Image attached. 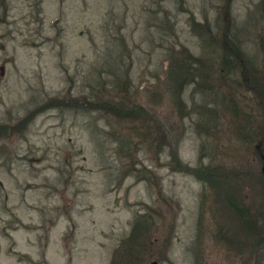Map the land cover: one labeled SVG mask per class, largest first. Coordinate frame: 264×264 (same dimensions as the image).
<instances>
[{"label": "rangeland", "instance_id": "1", "mask_svg": "<svg viewBox=\"0 0 264 264\" xmlns=\"http://www.w3.org/2000/svg\"><path fill=\"white\" fill-rule=\"evenodd\" d=\"M225 25L248 80L187 77ZM0 126V264H264V0H0Z\"/></svg>", "mask_w": 264, "mask_h": 264}, {"label": "trees", "instance_id": "2", "mask_svg": "<svg viewBox=\"0 0 264 264\" xmlns=\"http://www.w3.org/2000/svg\"><path fill=\"white\" fill-rule=\"evenodd\" d=\"M226 14V13H225ZM226 24H228V21L226 22ZM206 32H209V27L206 26ZM227 31H228V25H225L223 27V30L221 32L220 37L218 38H214V36L210 35L208 33V41L210 42V45L214 46L213 48H211L212 52H216L218 53V56L215 55L214 58H212V56H202L200 55L198 56H193V55H185L184 59H181V61L179 60L177 63L178 67H182L185 70V74L187 75V77H189L192 80H195L197 78H202L204 80H206L207 78L211 77V73L213 70H218V72L221 74L222 76V68H220L221 64L223 65L222 67L229 68V67H236L238 66V63L240 64L241 67V78L244 82H246L248 80V76H247V72L245 70V67L241 64L242 62V54L240 53L239 49L237 48V46L235 45V43L233 41H231L230 38H228L227 36ZM218 47V52H217V48ZM216 48V49H215ZM222 50V51H221ZM222 52V56L220 55ZM228 58H227V57ZM220 59V65L217 66L216 68V60ZM188 78V79H189ZM194 83V82H191ZM178 90V88H177ZM63 104H69L68 106H71L72 108H82V109H87V110H102L105 112H108L110 114H112L113 116L120 118V119H127V118H132L133 116L135 117V115H139L140 113L143 114H148L151 115L153 113L150 114V112L145 109L143 106L138 105V104H130L128 107H122V104L124 103V100H120V102H114V100L112 99H104L102 97L96 98L95 100H89L86 99L85 97L78 99V98H72V99H64L62 100ZM126 102L128 103V100L126 99ZM180 103V102H178ZM154 125L153 126H158V138L160 139H166V135H168V129L166 128V126H164V124L162 122H160L158 119L154 118ZM150 124H145L143 126H140V130H144V128H146V133H141L139 131H136L139 135H142V138L145 139V136H148L147 133H149V128ZM6 132V126H0V134L5 133ZM150 134V133H149ZM123 134L120 133H116L114 134V137H118L121 139H126V135H124L122 137ZM125 137V138H124ZM146 140V139H145ZM145 140H143V142H145ZM150 142V141H149ZM128 143H130L128 141ZM146 144V143H145ZM262 143L258 142L256 144V149L257 151L259 150V152L261 153L260 149ZM264 148V147H263ZM172 154L174 155V159L176 160V152L173 150ZM264 154V152H263ZM264 157V156H263ZM263 165H264V161H263ZM264 167V166H263ZM199 169L202 171V174L206 175L208 177L209 180L214 181L215 179H219L221 178L219 181L212 183L213 186H216L217 184H223V183H229V181L231 180L230 178H227L225 176L224 171H218V169L216 168H209L208 166L201 164L199 165ZM198 173V172H196ZM220 173L223 175V177L220 176ZM217 183V184H216ZM262 184L264 185V178L262 179ZM264 187V186H262ZM264 193V191H263ZM139 216H136L134 224L131 228V232L129 237L127 238V240L125 242L126 243V247L130 246V247H134V246H139V245H144L145 244V239H146V234L148 231H150L151 227L147 226L146 221L142 220ZM262 220L264 221V210H262ZM264 224V223H263ZM255 226H257V224H255ZM255 228H259V227H255ZM264 229V227H263ZM146 245V244H145Z\"/></svg>", "mask_w": 264, "mask_h": 264}, {"label": "water", "instance_id": "3", "mask_svg": "<svg viewBox=\"0 0 264 264\" xmlns=\"http://www.w3.org/2000/svg\"><path fill=\"white\" fill-rule=\"evenodd\" d=\"M148 264H159L157 261L153 260L151 262H149Z\"/></svg>", "mask_w": 264, "mask_h": 264}]
</instances>
